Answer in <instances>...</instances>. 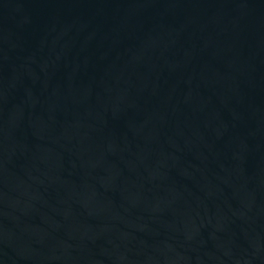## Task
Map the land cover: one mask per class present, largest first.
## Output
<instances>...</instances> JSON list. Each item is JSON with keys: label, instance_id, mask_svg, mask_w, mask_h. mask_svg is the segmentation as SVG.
<instances>
[{"label": "water", "instance_id": "water-1", "mask_svg": "<svg viewBox=\"0 0 264 264\" xmlns=\"http://www.w3.org/2000/svg\"><path fill=\"white\" fill-rule=\"evenodd\" d=\"M0 264H264V0H0Z\"/></svg>", "mask_w": 264, "mask_h": 264}]
</instances>
